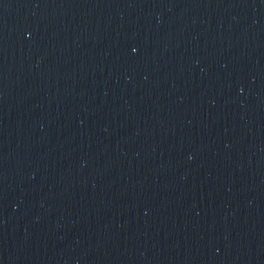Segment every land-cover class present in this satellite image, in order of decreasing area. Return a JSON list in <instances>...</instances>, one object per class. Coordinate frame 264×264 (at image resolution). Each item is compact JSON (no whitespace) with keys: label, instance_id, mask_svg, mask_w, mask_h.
Returning a JSON list of instances; mask_svg holds the SVG:
<instances>
[{"label":"water","instance_id":"water-1","mask_svg":"<svg viewBox=\"0 0 264 264\" xmlns=\"http://www.w3.org/2000/svg\"><path fill=\"white\" fill-rule=\"evenodd\" d=\"M0 264H264V0H0Z\"/></svg>","mask_w":264,"mask_h":264}]
</instances>
